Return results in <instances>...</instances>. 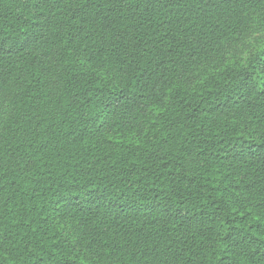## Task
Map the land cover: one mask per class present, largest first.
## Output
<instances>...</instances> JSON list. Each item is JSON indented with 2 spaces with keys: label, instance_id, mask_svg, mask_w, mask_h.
<instances>
[{
  "label": "trees",
  "instance_id": "16d2710c",
  "mask_svg": "<svg viewBox=\"0 0 264 264\" xmlns=\"http://www.w3.org/2000/svg\"><path fill=\"white\" fill-rule=\"evenodd\" d=\"M0 264H264V0H0Z\"/></svg>",
  "mask_w": 264,
  "mask_h": 264
}]
</instances>
